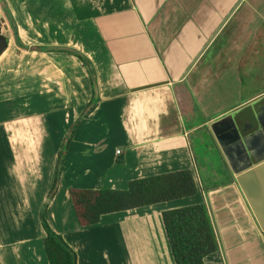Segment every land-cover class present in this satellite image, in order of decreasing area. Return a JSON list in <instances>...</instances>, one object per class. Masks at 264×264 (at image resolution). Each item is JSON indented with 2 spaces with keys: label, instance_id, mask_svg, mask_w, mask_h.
I'll return each mask as SVG.
<instances>
[{
  "label": "crops",
  "instance_id": "0c3cea01",
  "mask_svg": "<svg viewBox=\"0 0 264 264\" xmlns=\"http://www.w3.org/2000/svg\"><path fill=\"white\" fill-rule=\"evenodd\" d=\"M5 1L16 29L27 22L14 9L26 10L40 35L30 56L47 61L42 83L0 95V264H50L44 213L78 264H174L162 215L197 204L208 207L219 243L205 264H264V162L241 179L212 127L234 114L247 130L264 122V0ZM6 37L0 66L25 43L18 29ZM60 48L86 57L95 80L81 57ZM185 170L196 196L80 225L71 189L123 191Z\"/></svg>",
  "mask_w": 264,
  "mask_h": 264
},
{
  "label": "trees",
  "instance_id": "16d2710c",
  "mask_svg": "<svg viewBox=\"0 0 264 264\" xmlns=\"http://www.w3.org/2000/svg\"><path fill=\"white\" fill-rule=\"evenodd\" d=\"M1 1L5 4V0ZM4 9L10 19L12 15L7 5ZM18 44L24 46L21 41H18ZM81 60L95 80V70L91 63L86 57H81ZM73 134L74 132L71 137ZM70 140L64 144V150L68 148ZM63 153L65 151L60 153L57 176L50 198H54L60 185ZM197 194L198 187L194 175L188 170L134 180L130 182L129 188L123 191L70 190L76 216L84 228L99 225L102 218L109 214L138 210L194 197ZM162 220L174 264H205L206 258L218 252L219 243L209 209L205 204L165 211ZM42 223L46 232L44 243L49 263L78 264L77 253L52 229L45 213L42 216Z\"/></svg>",
  "mask_w": 264,
  "mask_h": 264
},
{
  "label": "water",
  "instance_id": "95a60500",
  "mask_svg": "<svg viewBox=\"0 0 264 264\" xmlns=\"http://www.w3.org/2000/svg\"><path fill=\"white\" fill-rule=\"evenodd\" d=\"M241 4L242 2H240L237 7H235V9L229 14L223 25L217 31L213 40L218 36L223 27L228 23L230 18ZM10 21L13 25H15V21L12 17H10ZM14 30L17 31L16 25ZM210 44L211 42L208 44V46ZM8 47V38L4 35L3 29L0 27V57H2L7 51ZM60 49L76 54L79 57H83V55L77 50L68 48ZM203 53L204 51L202 54ZM195 64L196 63H194V65ZM94 86L97 90L96 82H94ZM259 123L260 125L258 124L256 127H250L251 129L247 130L246 127L242 128L239 126L236 115H230L212 123V127L216 131V134L219 135L221 145L234 168V173L239 175L241 174V179L242 177L244 179L248 176H252L255 167L258 166V168H262L259 167V165L264 162V122L259 118ZM226 124H228V126H226ZM241 179L238 178L240 182Z\"/></svg>",
  "mask_w": 264,
  "mask_h": 264
},
{
  "label": "rangeland",
  "instance_id": "374dc122",
  "mask_svg": "<svg viewBox=\"0 0 264 264\" xmlns=\"http://www.w3.org/2000/svg\"><path fill=\"white\" fill-rule=\"evenodd\" d=\"M5 5L8 6L9 5L8 2L5 1V4H4L0 0V27L3 29V33L5 36H9L10 38H13L14 31H15L14 30L15 25H13L10 22L9 18L6 16L4 12ZM22 12L26 16L27 25L26 26L19 25V27L17 25V29L18 31L22 33V37L25 39V43L21 42L22 45L24 46L20 47L21 49L20 51L17 50V51L12 52L11 54H7L8 56H7V60L5 64L4 65L1 64L0 66V70H3V67L6 68L5 71H0V95H4V96H1V98L12 97L13 95L11 93H12V90L14 91V88L15 89L17 88L18 90H20L21 93H24V90L28 89V82L30 79H36L37 81L38 79H40L39 82H41V77L43 76L41 74L43 72L42 68H43V65L45 66V61H47L46 58L40 55L30 56V54H34L35 49L37 48L40 49L39 47H36V45H34V43L37 41L36 39H38L40 35L37 34L34 27L30 25L31 21L29 20V15L27 14L26 10L22 9V11L19 12L18 9L16 8L14 9V13L16 14L17 18L21 15ZM29 36H31V38L34 39L33 41H31V44L28 43ZM13 49L15 48L13 47ZM10 51H12V48L10 49ZM10 51L8 53H10ZM12 66H16L14 74L12 72ZM9 69H11L10 72L6 73V71ZM54 72L56 73L58 72L56 68H54ZM57 75H60V73H57ZM249 94H250L249 92H246L243 97V100H245L249 96ZM235 100L236 99H230V101H228L227 103L228 104L233 103ZM35 108H38V107H33L34 110ZM77 125L78 123L77 124L72 123V125L69 126L68 132L66 134L68 136L65 140V143L66 141H69L71 139V135L73 132L76 131ZM54 126H58V125L55 123L53 124V127ZM64 127L65 126H63L62 129H64ZM63 148H64V145H63ZM63 148H62V152L63 151L66 152L67 149L64 150ZM65 157H66V153H63V156L61 157L62 166H64Z\"/></svg>",
  "mask_w": 264,
  "mask_h": 264
},
{
  "label": "flooded vegetation",
  "instance_id": "af4514ba",
  "mask_svg": "<svg viewBox=\"0 0 264 264\" xmlns=\"http://www.w3.org/2000/svg\"><path fill=\"white\" fill-rule=\"evenodd\" d=\"M208 42L209 41H207L204 45H203V47H202V49L203 48H205L206 46H207V44H208ZM214 44V43H213ZM211 47H212V44L204 51V53L202 54V57H201V59L204 57V55L206 56L208 53H210L211 52ZM200 52H202V51H200L199 50V52H197V54L195 55V57L193 58V60L191 61V63H190V65L187 67V69L188 70H190V68L192 67V65L195 63V61L199 58L198 56L200 55ZM235 115V114H234ZM239 123V122H238ZM226 126H228V124H226ZM219 129V128H218Z\"/></svg>",
  "mask_w": 264,
  "mask_h": 264
},
{
  "label": "built area",
  "instance_id": "2783aa9c",
  "mask_svg": "<svg viewBox=\"0 0 264 264\" xmlns=\"http://www.w3.org/2000/svg\"><path fill=\"white\" fill-rule=\"evenodd\" d=\"M118 153H120V151H118Z\"/></svg>",
  "mask_w": 264,
  "mask_h": 264
}]
</instances>
